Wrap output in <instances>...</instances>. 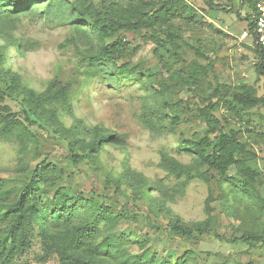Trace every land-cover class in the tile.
Segmentation results:
<instances>
[{
    "label": "rangeland",
    "instance_id": "rangeland-1",
    "mask_svg": "<svg viewBox=\"0 0 264 264\" xmlns=\"http://www.w3.org/2000/svg\"><path fill=\"white\" fill-rule=\"evenodd\" d=\"M212 1L213 6L209 0H46L0 12L2 66L37 93L56 80L67 84L64 97L50 106L65 129L80 125L87 140L95 128L117 135L98 155L75 163L68 139L49 123L28 120L0 82V116L20 122L10 130L0 117V239L12 253L2 251L0 264H66L62 249L38 224L26 219L12 229L13 216L3 214L40 163L50 165L45 187L50 197L63 191L107 206L117 216L100 223L94 243L122 235L129 241L124 256L104 253L95 264H131L126 255L145 253H156L159 263L264 264V241L241 239L245 232L264 235V209L254 208L264 198V100L250 107L234 101L245 86L264 99L248 18L252 7L247 0ZM167 2L175 15L154 28L124 29L113 38L128 43L113 58L114 67L96 61L100 46L88 21L99 13L136 21ZM20 3L24 0H16ZM200 63L206 72L195 78ZM206 108L218 120L215 129L235 132L254 153L246 163L259 173L250 191L255 204L180 149L184 139L214 134L202 114ZM173 116L180 118L174 129ZM238 171L232 166L228 173ZM78 215L75 222L90 214L84 207ZM207 217L212 230L206 234L180 235L169 226L172 219L196 223ZM59 228L51 223L50 231Z\"/></svg>",
    "mask_w": 264,
    "mask_h": 264
},
{
    "label": "trees",
    "instance_id": "trees-1",
    "mask_svg": "<svg viewBox=\"0 0 264 264\" xmlns=\"http://www.w3.org/2000/svg\"><path fill=\"white\" fill-rule=\"evenodd\" d=\"M40 1L46 0H24V3L20 4H16V0H0V12H4L6 9L12 12L21 11L28 8L30 2ZM247 1L252 8H255L258 0ZM209 4L213 6V1L209 0ZM170 14L171 16L175 15L174 11H171L170 2L162 5L152 14L140 17L136 21L118 20L109 16H102L99 13L95 20L88 21L91 31L95 34L100 46V50L95 57L96 61L114 67L113 58L115 55L123 53L128 45L123 39L113 40L121 30L128 29L131 32H136L142 29H151L161 19ZM81 15L84 16L83 13ZM186 15L184 18L191 19L188 14ZM82 20H84V17H82ZM250 25L253 29L254 22ZM169 35L174 36L172 33ZM257 50L259 53L258 69L264 75V69L261 65L262 52L258 45ZM198 51L199 55H203L199 49ZM2 63L3 55L0 54V82L4 86V93L19 100L28 120L33 123H49L57 133L65 136L68 139L70 152L75 163L98 155L106 142L117 139L115 133L104 132L99 128H95L90 133L89 140L83 139V136H81L85 132L80 125H72L70 128L65 129L57 112L50 106L57 99L64 97L68 89L67 84L56 80L44 92L37 93L24 86L20 75L17 72L5 69ZM205 72V66L200 63L197 66V71H195V78L203 76ZM243 89V93L234 97L235 103L242 107L254 106L264 100L255 96L251 87L245 86ZM1 92L0 98L2 97ZM202 114L208 125L214 128L212 131L214 134L212 136L207 134L202 138L184 139L181 141L180 149L195 155L200 163L217 171L231 186L237 188L245 199L255 204L256 201L251 199L252 194L250 191L255 188L259 173L246 163L247 158L253 156L254 153L246 149V145L238 140L235 132L215 129L218 126V120L208 108L202 109ZM0 117L6 121L10 130L15 124L20 123L17 121L18 119L11 118L9 114ZM179 122L180 118L178 116L171 117V128L174 129ZM79 148L83 149L82 154L77 153ZM173 165L177 174L183 173L181 164L174 161ZM49 166L40 163L34 170L31 179L18 191L15 200L4 205L3 214L12 215L14 218L15 227L12 229L22 225L26 219L32 220L39 225L44 235L50 236L62 249V259L67 260L65 261L66 264H95V261L101 255L108 252H115L120 256H124V244L129 241L122 235H110L103 241L94 243L99 235L100 223L104 220L113 222L117 216L107 206L97 205L92 200L80 196H69L63 191H57L50 197L45 190L51 179ZM232 166L238 167L239 171L230 175L228 172ZM190 178L192 177L188 176L187 180ZM259 200V205H254V208L264 209V198L259 197ZM84 207L89 212V217H86L83 221L75 222L74 220L79 217L80 208ZM51 223L58 225L60 227L59 231L51 232ZM169 226L173 232L188 236L194 233L206 234L212 230L210 217L196 223H183L179 219H172L169 221ZM241 239L248 242L264 241V235L245 232ZM2 251H6V256L12 254L11 248L7 249L6 242L0 239V256ZM125 261L131 264H170L167 262L159 263L156 253L128 254L125 256ZM175 264H185L184 259L177 260Z\"/></svg>",
    "mask_w": 264,
    "mask_h": 264
},
{
    "label": "built area",
    "instance_id": "built-area-1",
    "mask_svg": "<svg viewBox=\"0 0 264 264\" xmlns=\"http://www.w3.org/2000/svg\"><path fill=\"white\" fill-rule=\"evenodd\" d=\"M250 16L252 22H254L252 33L256 44L262 52L261 65L264 69V0H258L256 2L255 8H252Z\"/></svg>",
    "mask_w": 264,
    "mask_h": 264
},
{
    "label": "crops",
    "instance_id": "crops-1",
    "mask_svg": "<svg viewBox=\"0 0 264 264\" xmlns=\"http://www.w3.org/2000/svg\"><path fill=\"white\" fill-rule=\"evenodd\" d=\"M252 10V9H251ZM251 10H249V12H248V17H249V21H250V23H252V19H251ZM250 29H251V36H252V38H253V41H255V38H254V35H253V33H252V26L250 25ZM256 43V42H255ZM257 45V44H256Z\"/></svg>",
    "mask_w": 264,
    "mask_h": 264
}]
</instances>
